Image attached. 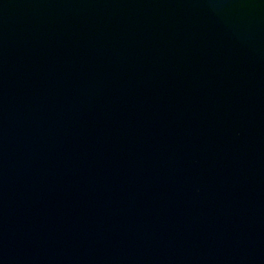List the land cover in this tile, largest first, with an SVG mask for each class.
Masks as SVG:
<instances>
[{"label": "water", "instance_id": "95a60500", "mask_svg": "<svg viewBox=\"0 0 264 264\" xmlns=\"http://www.w3.org/2000/svg\"><path fill=\"white\" fill-rule=\"evenodd\" d=\"M0 264H264V0H0Z\"/></svg>", "mask_w": 264, "mask_h": 264}]
</instances>
